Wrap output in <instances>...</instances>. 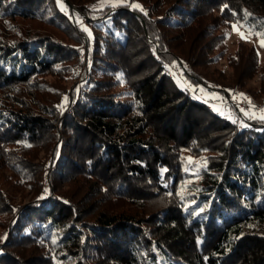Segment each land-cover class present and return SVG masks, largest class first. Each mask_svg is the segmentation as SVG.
I'll list each match as a JSON object with an SVG mask.
<instances>
[{
  "label": "trees",
  "instance_id": "trees-1",
  "mask_svg": "<svg viewBox=\"0 0 264 264\" xmlns=\"http://www.w3.org/2000/svg\"><path fill=\"white\" fill-rule=\"evenodd\" d=\"M62 3L0 0V264H264V121L233 123L208 98L215 86L264 98V65L240 43L230 86L204 76L245 13L264 31V0ZM73 14L92 33L76 96ZM253 76L259 92L243 86ZM181 150L211 154L199 215Z\"/></svg>",
  "mask_w": 264,
  "mask_h": 264
},
{
  "label": "rangeland",
  "instance_id": "rangeland-1",
  "mask_svg": "<svg viewBox=\"0 0 264 264\" xmlns=\"http://www.w3.org/2000/svg\"><path fill=\"white\" fill-rule=\"evenodd\" d=\"M75 12V9H72ZM73 21V29L76 32L78 42L75 44V56L69 61V65L75 69L78 67V77L75 79L74 82V94L77 95V92L79 91V94H82L84 89V83L87 81V73H88V49H87V37L84 31L81 30V24L76 22L77 15L73 14L71 15ZM81 19L82 24L84 27L90 26L91 22L87 20L84 16L78 15ZM9 29V25L6 22H0V36L3 35L7 30ZM241 31L245 33V36L248 35L247 33V27L242 28ZM242 43L245 44L247 48H252L257 56V52H259L258 63L260 66L264 65V48L259 47V41L258 38L255 35H252L248 39H241L240 35L237 32H234L232 29V26H228L224 29V39L219 45L218 50H222L223 56L221 61L215 65V69L211 73H207L204 76L207 78H212L216 81H219L220 83H223V85L230 86L231 83L234 80V77L231 68L227 65V58L231 57L234 52L236 51L238 45ZM85 47V54L80 53L79 49H82ZM220 71V73H219ZM186 84H189L186 82ZM183 85V84H182ZM260 81L258 76H253L250 79L246 80L244 83V88H249L253 91L259 92V86ZM193 88V87H192ZM191 88V89H192ZM215 88V89H214ZM211 90V94L208 95V98H211L210 101L214 103V107H216V111L221 114L223 112L228 119L232 120L233 117L237 122H244L249 123L252 122L254 119H249L244 115L243 112L240 111V108L247 109L249 107L248 100L251 101V104L254 105L253 111L255 112V115L257 118H259L260 113L259 109H264V98L263 96L256 95L255 98L250 97L249 95L239 92H231L228 91L229 96L225 94L222 91H219V87L215 86ZM244 94L245 97L248 98V100H245L241 98L239 95H237L236 99H233V94ZM234 102L235 108L229 105H225L226 102ZM239 105V107L237 106ZM259 107V108H258ZM233 116V117H231ZM231 117V118H229ZM256 119V118H255ZM57 131L60 132V127L57 128ZM211 156L210 153H208L205 150H201L198 155H193L190 152L186 150H181L179 152V157L182 164V169L184 170V177L180 185V190L186 199V208L191 209L194 211L196 215L201 214V209L204 208V197L207 196V192H205V189L202 187V175L207 171L208 166V158ZM44 152L40 155V160H44ZM186 168L188 169L186 171ZM53 168L52 167H44L41 169L40 172V180L43 184L41 193L47 194L50 192L48 187V180H49V173L51 172ZM45 189H47V193L45 192ZM23 201V205H27L30 200L32 199L31 194H26ZM38 196H35L37 198ZM15 211V210H14ZM259 228V227H258ZM262 229L264 232V226L260 227L259 229ZM5 231V233H4ZM7 238L6 229L0 230V238ZM5 238V239H6ZM5 239L0 240V246L5 242ZM46 263L45 264H58L59 260L57 257H49L46 255Z\"/></svg>",
  "mask_w": 264,
  "mask_h": 264
},
{
  "label": "snow or ice",
  "instance_id": "snow-or-ice-1",
  "mask_svg": "<svg viewBox=\"0 0 264 264\" xmlns=\"http://www.w3.org/2000/svg\"><path fill=\"white\" fill-rule=\"evenodd\" d=\"M105 2L108 4V6L112 7V8H116L118 5H120L121 3L124 2V0H105ZM57 4L60 6V9L61 11H66V6L62 3V0H57ZM133 8H138L140 9L141 11H144L141 6L139 4H133L132 5ZM225 8H227V5L224 6ZM102 10V8L100 9ZM223 11V9H222ZM145 15H147V13L145 12ZM233 15H236V13H233ZM251 14L250 13H245L244 15V23H241L240 21H237L235 23H233L231 26H232V29L234 32H237L241 39H248L249 37H251L252 35H255L257 38H258V41H259V47L260 48H264V31H257L255 29V25H248L247 26V33L248 35L245 36V33L243 31H241L242 28H245V25L247 24V21H248V17L250 16ZM76 22L77 23H80L81 24V30L86 32L88 34V36L91 38L92 37V33L88 30L87 27H84V25L82 24L81 22V19L79 18L78 14H77V18H76ZM257 56H259V52H257ZM167 67V65H166ZM118 79H120V76L117 77ZM201 91H203V89H201ZM237 95H239L241 98L245 99V100H248L247 97L244 96V94L240 93V94H233V99L235 100ZM248 104H249V107L247 109L245 108H240V111L244 113V115L246 117H248L249 119H255L257 118L256 115H255V112L253 111L254 109V105L251 104V101L248 100ZM239 107V105H237ZM259 113H260V116H259V119L261 121H264V109H259L258 110ZM224 113L221 112V115H223ZM231 118V117H229ZM233 123H237V121L235 119L232 120ZM243 127H248V125L244 124L242 125ZM188 169L186 168V171ZM45 192L47 193V189H45ZM177 195H180V193H177ZM183 199V197H181ZM200 211H203V209H201ZM6 237L4 238H0V240L2 239H5ZM55 243V241H53Z\"/></svg>",
  "mask_w": 264,
  "mask_h": 264
},
{
  "label": "built area",
  "instance_id": "built-area-1",
  "mask_svg": "<svg viewBox=\"0 0 264 264\" xmlns=\"http://www.w3.org/2000/svg\"><path fill=\"white\" fill-rule=\"evenodd\" d=\"M84 47V46H83ZM79 51H80V53H82V54H85V47L84 48H82V49H79ZM186 88L187 89H191V85L190 84H186ZM209 104L211 105V106H213L214 105V103H212L211 101H209ZM225 105H229V106H233L234 108H235V105H234V102L232 101V102H229V103H227L226 102V104ZM264 106V105H263ZM259 108V107H258ZM262 109V108H261ZM4 233H5V231H4Z\"/></svg>",
  "mask_w": 264,
  "mask_h": 264
}]
</instances>
